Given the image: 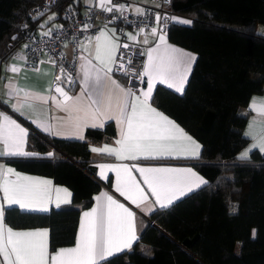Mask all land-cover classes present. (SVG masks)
I'll return each instance as SVG.
<instances>
[{
  "label": "trees",
  "instance_id": "trees-1",
  "mask_svg": "<svg viewBox=\"0 0 264 264\" xmlns=\"http://www.w3.org/2000/svg\"><path fill=\"white\" fill-rule=\"evenodd\" d=\"M40 2L0 0V61L20 46L25 30L35 32L39 19L33 21L29 11ZM78 6L77 0H57L52 11L62 19L64 13L78 15ZM170 11L192 20L191 27L170 24L167 37L195 53L196 61L183 95L157 87L151 102L200 143L199 159L187 163L208 185L155 210L149 216L153 225L139 230L131 251L99 264H264V154L236 159L248 144L242 135L247 117L241 112L264 87V36L256 32L264 24V0H171ZM25 22L22 31L17 25ZM114 136L111 123L87 129L82 141L30 132L26 149L37 156H1L0 161L67 187L71 202L48 213L8 208L4 223L13 229L47 228L50 252L72 245L79 213L101 189L88 145ZM230 205H235L231 214Z\"/></svg>",
  "mask_w": 264,
  "mask_h": 264
},
{
  "label": "snow or ice",
  "instance_id": "snow-or-ice-1",
  "mask_svg": "<svg viewBox=\"0 0 264 264\" xmlns=\"http://www.w3.org/2000/svg\"><path fill=\"white\" fill-rule=\"evenodd\" d=\"M56 0H46L45 11L49 9L50 4H55ZM110 2V0H109ZM117 11H123V6L115 5ZM113 11L112 7L106 9ZM45 14L38 8L35 14L29 13L33 21L38 20ZM139 14L143 15V12ZM55 19V13L49 17V20ZM162 17L157 14L156 20L159 22ZM174 22L189 25L191 20H178L176 17L168 18ZM47 21H45V24ZM167 23V20L165 21ZM22 31L28 28V24L17 25ZM39 27L43 28L41 24ZM62 27V26H61ZM88 25L85 24L84 28ZM55 29L50 28L43 35H51ZM142 32L143 29H140ZM157 29L152 28V34L156 35ZM258 35L264 36V28L257 31ZM19 34H14L10 37L11 41H16ZM133 37L129 35V39ZM161 44L166 45L164 34L159 36ZM147 42V41H145ZM11 48V45H8ZM29 45L26 43L23 48ZM123 47H129L127 44ZM97 60H100L101 49L97 46ZM159 48L150 50L148 53V63L144 66V71L141 74L146 76L147 89L136 97L135 101H130L129 97L133 95L132 89L121 87L116 80L111 78V73L124 69L125 65L120 63L119 67L113 69L107 65L103 68H89L87 65H81L83 70V82L81 93L78 96H70L59 84L56 85L55 91L63 97L62 108L71 116L73 112L83 113L76 115L71 120L72 128L77 134L82 127L91 119L92 127L102 126L96 122V112L105 114L104 110H109L112 105L113 93H115L118 101L119 115L117 122L123 125L127 123L126 130L121 131L122 139L117 143L120 148L107 149L109 154H115L117 159L136 160L143 156L144 158H156L163 155H171L175 151H182L185 158L199 159L202 146L198 141L189 135H186L169 117L159 112L155 107L151 106L152 90L154 81L159 83H167L169 88H174L177 92L183 93L184 86L187 82V73L191 69V63L195 61L194 55H176V49L165 47L163 53L157 56L153 52H159ZM105 55L107 61L113 64L117 63L115 53L111 45L105 46ZM12 59L16 61L10 65L12 73H18L23 68L25 56L12 54ZM104 62V61H102ZM55 64L56 61L52 60ZM106 63V62H104ZM183 67V71H181ZM64 71V68H61ZM125 75L127 73L125 72ZM55 80H61V76H55ZM73 81L69 76V83ZM110 82V85H109ZM8 90L12 94H19L21 91L17 86L9 83ZM36 95L37 99H43L38 94L25 92V96ZM86 95L91 104L96 105L94 112L89 111V105L82 103V97ZM56 100L55 96L50 97ZM142 105L140 111H137V103ZM46 102V101H45ZM131 105V112L127 108ZM250 110L259 111L264 108V105L257 106L255 98L250 104ZM264 114V113H261ZM256 126L259 131L253 134L252 128ZM27 135L25 130L21 128L14 120L9 119L3 113H0V140L3 141L6 152L2 153L9 156H35L37 153L25 152L23 150L24 137ZM246 137H251L253 143L248 149L241 152L236 159L247 160L249 153L253 148H259L261 153H264V121L250 122L249 130L245 133ZM79 138L83 139L82 136ZM179 139L181 145L165 144L161 141ZM98 151L97 149H92ZM53 153H47L51 157ZM104 167V166H102ZM136 171L140 172L143 177L144 184L147 185V191L154 197V203L160 209H168L174 204L186 197L190 193L201 190L203 186L208 185V181L197 174L192 168L172 169V168H143L133 165ZM122 169L124 176L121 177L120 170ZM130 167L128 165L117 166V184L116 191L124 196L136 207L144 204L149 197L146 195L145 189L141 188L139 183L130 175ZM6 173L15 174L18 179L13 182L5 181L0 184V190L4 193V200L8 206H18L23 211H38L47 212L48 208L44 206V196L47 192L46 188H40L38 185H48L49 181H36L29 183H21L20 180H30L27 177H20L14 170L8 168ZM103 175V173H102ZM60 193L61 189H56ZM66 197H71V193L67 189H63ZM98 207L93 208L91 212H85V221L81 222L80 233L76 239L75 247L60 248L54 254L49 255L48 252V229L30 230V231H14L11 227L6 229L7 238L5 242L4 218L5 210L0 206V264H99L100 261L111 257L114 253H119L125 249H129L133 242L138 239L135 213L129 208L118 204L112 196L102 194L96 198ZM59 207L60 203H68V199L61 200L57 197ZM108 208V222L105 223V203ZM121 210L120 225L118 231L114 232L112 228V208ZM153 209L149 208L151 212ZM230 214L235 212V205H230ZM255 236V230H253Z\"/></svg>",
  "mask_w": 264,
  "mask_h": 264
},
{
  "label": "crops",
  "instance_id": "crops-1",
  "mask_svg": "<svg viewBox=\"0 0 264 264\" xmlns=\"http://www.w3.org/2000/svg\"><path fill=\"white\" fill-rule=\"evenodd\" d=\"M77 1L79 3V6H78L79 14L78 15H83L89 10L107 11L106 9L109 7H112L113 2H116V1L119 2V6H123V9L127 10L130 13H140L143 10V8L149 4V0H110V2L109 0H77ZM53 13L55 12L51 10L39 18L38 25L35 29L36 34L45 33L50 28L54 29L63 24V17H61L62 19H60L56 13H55V19L56 18L57 19L49 20V17L52 16ZM172 17H176L178 20H183V19L191 20L189 17H184V16L177 15V14H174ZM45 21H47L46 24H45ZM41 24L44 25L43 28L39 27V25ZM171 24L179 25L182 27H191L192 25V23L189 25H186V24H182V23H178L174 21H172ZM153 28H156V27H153ZM261 28H264V24L257 25L256 32ZM161 34L162 33H160V31L157 29L156 35H153L152 28L144 32H134L131 30L125 31V36L127 40H129L132 43H136L140 45L142 44L145 47L143 63H142V71H144L145 64L148 63L149 51L157 49V48H159L160 51L153 52L154 56L162 54L164 48L168 47V48L176 49L177 50L175 53L176 55H180V54L189 55L190 54L196 57V54L193 53L192 51L170 42V40L167 37V34H165V38L167 42L166 45L161 44L159 41V36ZM129 35H131L133 38L129 39ZM118 40H119V36L114 26H111V25L102 26L101 25L98 33L94 37L89 38L88 40L82 41L80 45L81 59L77 63V66H76V72L74 75L73 85H71L67 79H63L60 86L64 88V90L68 92L70 96L80 95L81 86L83 82V70L81 68V65H87L89 68H92L93 66L103 68L106 65L108 67H112L113 63L111 61H107L106 59L105 46L109 44L111 45V47L114 50L115 58H116V53H117L118 44H119ZM98 45L101 49L100 60L96 59L97 57L96 49ZM65 52H66V60L70 61L72 59V49L69 45L66 46ZM13 53H16L21 56H25L24 50H23V41ZM195 61L191 63V69L187 73V82L189 80V77H190ZM13 63H16V61L12 59V55L8 57L6 60L0 61V113H3L11 120H14L27 133V135L24 137V143H23V150L25 152H30V151H27L26 149L27 137L30 132L41 138L47 137V138H55V139H63V140L82 141L84 139V133L87 129H102L106 124L111 123L115 130V136L112 139L108 141H102L100 143H94V144L88 145V149L90 152V159L92 161L91 166L94 172L93 177L100 184L101 189L98 193L94 195L92 205L89 208L82 210L79 213L77 226H76L75 239L72 245L65 246V247H59L55 249L54 251L50 252L49 251V232H48L47 242H48L49 255L54 254L60 248L75 247L77 236L80 233L81 222L85 221L86 219L84 217V213L91 212L93 208L98 207V201L96 198L101 197L102 194H107V195L112 196V198L116 200L118 204H122L124 207L129 208L131 211L135 213V225H136L137 235H138L139 230L142 229L146 224L153 225L152 222L149 220V216L155 210L160 209V208L158 205L154 203V197L151 196V193L147 191V185L144 184L142 174L136 171V168L132 166L136 165L137 167H143V168H172V169H183V168L190 167L194 170V168L187 162L190 160H195V159L185 158V154L182 151H175L171 155H163V156H159L156 158H144L143 156H141L140 158L136 160L117 159L116 155L114 153L109 154L107 149H117L118 150L120 148V145L117 143V141L122 139L121 131L122 129L126 130L127 123L125 122L123 125H121L117 122V117L119 115V109H118V101H117L115 93H113L111 108L109 110H104L105 114L103 115L100 112H96V122L98 124H102V126L92 127L91 126L92 121L91 119H89L88 122L82 127L79 134H77L76 131L72 128L71 120L76 115H83V113L73 112L70 116L68 112L63 110L61 106L63 102V97H61L60 94L55 91V89H52L54 68L51 62L49 61V59L46 56H44L37 63V65L33 67H28L26 64V59H25V62L23 63V68L18 73H12L10 71V65ZM180 70L183 71L184 70L183 67H181ZM110 75L112 79L116 80L117 83L121 85V87L128 89V86L125 85V82L123 81L122 78H120L114 72H112ZM144 77H145V82L140 89L134 90L130 88L132 89V92H133V95L129 97L130 101H135L136 97L140 96V93L147 89L148 78L146 76ZM187 82L184 86V91H185ZM9 83L21 89L19 94H12L9 92L8 90ZM109 85H110V82H109ZM157 87H163L179 96L183 95L184 93V91L181 94L177 92L174 88H169L167 83H159L158 81H154L152 95L154 93L155 88ZM25 92L38 94L40 97H43V99H37L36 95H31V96L26 97ZM53 96H55L57 99L52 100L50 97H53ZM253 98H255L257 106L264 105V87L260 94L252 95L250 97L247 106L241 112V115L247 117L244 127L242 128V135L244 138L248 140L249 143L247 144L248 146L246 145V147H244L238 153V155L241 152H243L245 149H248L253 143H255V141L251 137L245 136L246 131L249 130L250 122L264 121V114H261V113H264V108H260L259 111L250 110L249 106L250 104L253 103ZM82 103L84 105H89L90 112L95 111L96 105L91 104V102L87 99L86 95L82 97ZM136 103H137V111H140L142 105H140L139 101H136ZM150 103L152 107H155L151 101ZM157 110L161 112L159 109ZM127 111L129 113L131 112V105H129V107L127 108ZM161 113L164 114L163 112ZM170 119L186 135L191 136L176 121H174L172 118ZM258 131H259L258 127L254 126L252 128L253 134H256ZM80 136H82L83 139L79 138ZM161 143L181 145L182 142L179 139H172V140L161 141ZM94 148L97 149L98 151H93L92 149ZM6 151L7 149L5 148L3 141L0 140V157L9 156V155L2 154ZM254 151L260 154H264V153H261L259 148H253L252 151L249 153V156ZM31 153H34V152H31ZM11 157H22V156H11ZM121 165H128L130 167L131 169L130 175L136 180L137 183H139L141 188L145 189L146 195L149 197V199L144 204H142L139 208L136 207V205L132 204L129 200H127L124 196L120 195V193L116 191L117 166H121ZM8 168L13 169L14 173H18L20 177L30 178V180L21 179L20 180L21 183H29V182H36V181H49L50 182L48 185H38V187L40 188L47 189V192L44 196V206L48 208V211L47 212H38V211L30 212V211H23L19 209L18 206H8L7 202L4 200V193L2 190H0V206H3L4 210L8 208H16L22 212L48 213L52 209H57L61 206L70 204L71 197H66L63 191V189H67L68 192H70V190L67 187L54 183V181L49 177L28 174V173L17 171L12 166L7 165L2 161H0V184H3L5 181L13 182L18 179V177L13 173H6V170ZM120 174H121V177L124 176L122 169L120 170ZM197 174L200 175L198 172ZM56 189H61L62 191L60 193H57ZM58 196L60 197L61 200L68 199L69 202L60 203L59 207H57V203H58L57 197ZM104 203H105V208H104L105 223L107 225L108 208H107V202L104 201ZM149 208H152L153 210L150 212ZM120 215H121V210L113 206L111 223H112V228L114 232L118 231L119 229ZM8 227L9 226H7L4 223L5 242L7 238L6 229ZM42 229H47V228L40 227V228H32V229H13V230L14 231H30V230H42ZM136 241L133 242L132 246L129 249H125L119 253H114L113 256L123 253V252L131 251ZM111 257H107L106 259H109ZM2 259H3L2 256H0V260ZM101 262L102 261H100L99 263Z\"/></svg>",
  "mask_w": 264,
  "mask_h": 264
},
{
  "label": "built area",
  "instance_id": "built-area-1",
  "mask_svg": "<svg viewBox=\"0 0 264 264\" xmlns=\"http://www.w3.org/2000/svg\"><path fill=\"white\" fill-rule=\"evenodd\" d=\"M50 4L49 9L45 11L46 0L33 6L29 13L35 14L36 9L44 11L45 13L52 10L56 5ZM115 5L119 2H113V11L103 10H89L83 15H75L72 13H65L63 15V24L53 31L51 35L36 34L31 30H25L22 35L23 45L28 44L29 47L23 48L28 67L36 66L37 63L46 56L54 68V75L52 80V89H55L57 84H61L63 79L69 81V76L72 79L71 85L74 83V75L76 72L77 63L81 59L80 45L82 41L94 37L100 26L111 25L114 26L119 36V44L116 53L117 63L113 64L112 68L116 69L119 64L125 65L124 69L120 71H113L116 75L122 78L125 85L134 90H138L145 82V77L142 76V63L144 57L145 47L140 44L132 43L126 39L125 31L131 30L134 32H142L156 27L160 33L167 34L168 28L172 20L168 19L173 16L170 11L171 0H149L139 13H130L127 10L117 11ZM159 14L162 19L158 22L156 16ZM167 20V23L165 21ZM87 24L88 27L84 28ZM127 44L129 47L125 48L123 45ZM72 49V59L66 60V46ZM52 60L56 63L53 64ZM64 71H61V68ZM125 72L127 75H125ZM61 76V80H55V76Z\"/></svg>",
  "mask_w": 264,
  "mask_h": 264
},
{
  "label": "bare ground",
  "instance_id": "bare-ground-1",
  "mask_svg": "<svg viewBox=\"0 0 264 264\" xmlns=\"http://www.w3.org/2000/svg\"><path fill=\"white\" fill-rule=\"evenodd\" d=\"M74 11H75V10H74ZM74 11H73V12H74ZM78 14H79V12H78ZM56 19H57V18H56ZM56 19H55V20H56ZM54 29H55V28H54ZM37 34H38V33H37ZM87 40H88V39H87ZM141 45H142V44H141ZM53 70H54V69H53ZM142 72H143V71H142ZM123 81H124V80H123ZM123 85H124V84H123ZM128 88H129V87H128ZM59 141H60V140H59ZM248 143H249V142H248ZM247 146H248V145H247ZM61 155H62V154H61ZM177 161H178V160H177ZM179 161H180V160H179ZM184 161H185V160H184ZM190 161H191V160H190ZM169 162H170V161H169ZM194 171H196V170L194 169ZM196 172H197V171H196ZM111 258H112V257H111Z\"/></svg>",
  "mask_w": 264,
  "mask_h": 264
}]
</instances>
